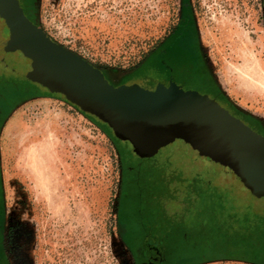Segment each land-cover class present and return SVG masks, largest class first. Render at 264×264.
Here are the masks:
<instances>
[{"label": "rangeland", "instance_id": "rangeland-1", "mask_svg": "<svg viewBox=\"0 0 264 264\" xmlns=\"http://www.w3.org/2000/svg\"><path fill=\"white\" fill-rule=\"evenodd\" d=\"M182 2L37 0L38 29L57 48L108 70L115 79L151 88L150 78L158 74L148 71L144 60L176 26ZM190 2L200 50L220 86L264 122V86L247 77L254 67L264 83V0ZM191 37H196L194 29ZM89 114L54 94L20 102L3 121L0 162L11 264H134L121 217L125 153L111 128ZM45 139L52 146L33 152ZM217 146L211 132L192 144L177 139L145 164L154 169L160 205L196 226L198 246L206 247L197 249V261L232 256L207 264H256L251 251L234 245L235 232L246 215L264 218V197L252 194L246 180L227 167L226 157L236 154L221 155ZM126 154L131 164L138 160ZM194 175L195 197L189 187ZM224 190L230 204L243 205L237 219L231 218L233 207L226 205L230 210L220 217L214 200H205L209 192Z\"/></svg>", "mask_w": 264, "mask_h": 264}, {"label": "flooded vegetation", "instance_id": "flooded-vegetation-1", "mask_svg": "<svg viewBox=\"0 0 264 264\" xmlns=\"http://www.w3.org/2000/svg\"><path fill=\"white\" fill-rule=\"evenodd\" d=\"M38 28L37 0H0V129L17 104L36 96L60 94L70 102L72 101L69 96H73L79 101L91 104L94 102L92 95L95 93L105 104L115 100L109 93L88 89L82 72L88 62L84 61V64L83 61L58 54L57 48L51 41L43 38ZM193 29L196 33L195 39L191 37ZM196 31L192 4L190 0H183L176 26L160 41L155 54L145 60L148 71L151 72L153 68L158 74L155 76L150 73L151 80L149 75L145 77V80H150L153 84L151 88L140 85L134 87L135 84H131L126 78L115 79L108 70L93 66L111 84L133 89L139 96L161 90L166 93L173 91L174 94L185 92L202 102L216 99L232 115L235 131L228 136L211 133L225 150L233 152L231 154H243L264 136V122L241 108L225 93L200 50ZM72 103L87 110L101 125L110 127L122 154L125 153L121 217L134 264H207L232 257L212 256L196 260L194 254L201 247L198 245L202 244L197 239V231H193L192 222L184 221L185 215L160 205L161 193L160 188L154 185V169L145 164L146 160L153 158L160 150L153 155H143L147 153L140 152L130 138L117 135L109 119H104L99 112ZM120 115L119 123L125 127L127 115L123 111H120ZM130 133L133 136H143L132 130ZM234 146H238V149H234ZM127 151L138 160L132 164L131 160L128 162ZM195 183L197 186L196 175L193 176V184L189 186L190 195L194 197ZM224 191H217L216 194L211 191L205 200H214L217 215L220 217L222 213L228 214V206L233 207L231 218L237 219L238 211L243 209V205L238 202L230 204V194ZM158 192L160 194L157 196ZM239 228L235 232L237 242ZM237 242L234 245L239 244ZM5 243L4 190L0 162V264H11L7 259ZM205 248L199 249L203 251Z\"/></svg>", "mask_w": 264, "mask_h": 264}, {"label": "water", "instance_id": "water-1", "mask_svg": "<svg viewBox=\"0 0 264 264\" xmlns=\"http://www.w3.org/2000/svg\"><path fill=\"white\" fill-rule=\"evenodd\" d=\"M43 38L49 40L45 36ZM57 50L62 56L84 62L74 52L64 48ZM82 72L88 89L109 93L115 100L105 104L95 93L92 95L94 102L91 104L79 101L73 96H69L70 100L90 111L99 112L106 120L109 119L117 135L130 138L140 152L147 153L143 155L156 154L177 139L192 144L206 132L228 136L235 131L232 115L216 99L202 102L185 92L174 94L173 91L166 93L161 90L139 96L133 89L111 84L90 63H86ZM120 111L127 115L125 127L119 123ZM130 130L143 136H133ZM217 145L221 155L233 153L225 150L221 143L217 142ZM234 149L237 150L238 146H234ZM225 162L231 171L246 180L254 194L264 195V136L245 153L227 156Z\"/></svg>", "mask_w": 264, "mask_h": 264}, {"label": "trees", "instance_id": "trees-1", "mask_svg": "<svg viewBox=\"0 0 264 264\" xmlns=\"http://www.w3.org/2000/svg\"><path fill=\"white\" fill-rule=\"evenodd\" d=\"M156 50L157 48L148 56L155 54ZM145 60L144 64L146 62ZM139 73L140 72L138 71L136 74ZM89 115L92 116L91 114ZM92 118L96 120L94 116H92ZM238 236L239 238L237 243L242 244L244 251H251V255L249 257L251 261L256 264H264V218H260V216H258L254 219H250L249 215H246L244 217L243 224L239 228ZM126 240L128 241V239Z\"/></svg>", "mask_w": 264, "mask_h": 264}, {"label": "bare ground", "instance_id": "bare-ground-1", "mask_svg": "<svg viewBox=\"0 0 264 264\" xmlns=\"http://www.w3.org/2000/svg\"><path fill=\"white\" fill-rule=\"evenodd\" d=\"M248 66V65H247ZM243 67V66H242ZM246 68V67H245ZM243 69V68H242ZM253 73V75H247V77L249 78V80H251L252 82H254L255 84H258L259 86H264V83L262 82L263 80V73H260L258 70H256L254 67L250 69ZM244 75V74H243ZM245 76V75H244ZM37 130V129H36ZM52 146V142L48 141V139H45L44 143L41 144V146L37 147L36 149H33V152L38 151H45L46 149H48L49 147ZM34 175V174H33Z\"/></svg>", "mask_w": 264, "mask_h": 264}]
</instances>
